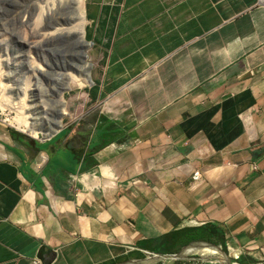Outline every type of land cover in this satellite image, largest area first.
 Wrapping results in <instances>:
<instances>
[{
  "label": "crops",
  "instance_id": "crops-1",
  "mask_svg": "<svg viewBox=\"0 0 264 264\" xmlns=\"http://www.w3.org/2000/svg\"><path fill=\"white\" fill-rule=\"evenodd\" d=\"M84 14L86 117L41 142L0 129V264L184 249L219 264L201 258L214 237L188 238L205 227L232 263L264 264V0H85Z\"/></svg>",
  "mask_w": 264,
  "mask_h": 264
},
{
  "label": "rangeland",
  "instance_id": "rangeland-1",
  "mask_svg": "<svg viewBox=\"0 0 264 264\" xmlns=\"http://www.w3.org/2000/svg\"><path fill=\"white\" fill-rule=\"evenodd\" d=\"M82 1L84 12L85 0ZM23 3L31 4V11L27 17L20 9ZM53 4H56L54 0H0V23L2 24L0 26V47H2L0 50V129L16 131L23 137L37 142L46 140L41 136L32 138L29 134L17 130L16 127L20 126L23 131L26 126L37 133H42L59 123V110L63 105L69 116L61 118L62 127L59 130L77 120L84 119L89 107L87 91L93 84L80 82L78 79L71 82L68 87L62 74L66 69L73 68L77 76L74 67L80 66L85 59L91 64L89 77L92 83L96 66L95 46L85 36V17L84 41L91 44L88 49H84V46H81L83 50L75 47L73 45L75 42L73 43L71 39L72 35L65 32L51 40L45 37L40 38L42 30L44 33L47 32L46 28L49 26L45 25L46 20L41 17L42 12L44 13ZM73 4L74 0L63 1L59 7L61 13L64 16L72 15ZM23 42L33 44H29V48H26ZM82 51L86 53L85 58L81 55ZM34 66L41 67L45 73L34 70ZM29 89H31L28 95L30 99H25L24 107L18 108V103L23 99L22 91ZM16 119L21 122L17 123ZM182 261L175 260L171 264H185ZM167 263L170 262L161 260L152 264Z\"/></svg>",
  "mask_w": 264,
  "mask_h": 264
},
{
  "label": "bare ground",
  "instance_id": "bare-ground-1",
  "mask_svg": "<svg viewBox=\"0 0 264 264\" xmlns=\"http://www.w3.org/2000/svg\"><path fill=\"white\" fill-rule=\"evenodd\" d=\"M63 1H65V0H54V2L56 4L51 5V7L48 10H46L44 13L42 12L41 17H43L44 20H46L45 25H49V26L46 28L48 30L47 32L44 33L42 30V33H40V38L43 39L45 37L47 40L48 39L51 40V39L55 38L57 35L65 32V33H69L70 35H72L71 39H72L73 43L75 42V44H73L75 47H80L82 49L81 46H84V49H88L89 47H91V44H87L84 41L83 26H84V17L85 16H84V12H83V1L82 0H74V4L72 6V15L69 14V16H64L63 13H61V11H60L59 7ZM32 5H34V4H32ZM14 8L16 9V5ZM20 9L22 11H24V16L27 17L29 12L31 11V4L23 3L22 6L20 5ZM50 20H52L53 22L50 23L49 22ZM1 25L2 24L0 23V26ZM42 28H45V27L42 26ZM22 40H24V39H22ZM29 44L31 45L33 43L23 42V46H25L26 48H29ZM1 48L2 47H0V50H1ZM81 55H83L85 58L86 53L83 52V53H81ZM90 69H91V64L89 62L85 61V59H84L80 66L74 67V70L76 71L77 76L74 74L73 68L66 69L64 74H62V76L64 77L63 80L66 82L68 87H69V84L71 82L77 81L78 79L80 80V82L92 84L90 81V77H89ZM34 70L39 71L42 74L45 73V71L39 66H37V67L34 66ZM30 91H31V89H29L27 91H22L21 94L23 96V99L20 100V102L18 103V108H23L25 105V102H26L25 99H30V96H28ZM60 108L61 109L59 110V112H60L59 113V123L58 124L56 123L57 125H55L54 127H49L47 130L43 131L42 133H37V131L28 129L26 126H24L23 131H21L20 126L16 127V129L20 130V132H24V133L29 134L33 138H37V137L41 136L43 139H48L54 133H56L57 130H59L62 127V123L60 122L61 118L64 116H69L65 110V105L61 106ZM42 110H44V109H42ZM42 113L45 114L44 111H42ZM15 121L17 123L21 122V120H17V119Z\"/></svg>",
  "mask_w": 264,
  "mask_h": 264
},
{
  "label": "water",
  "instance_id": "water-1",
  "mask_svg": "<svg viewBox=\"0 0 264 264\" xmlns=\"http://www.w3.org/2000/svg\"><path fill=\"white\" fill-rule=\"evenodd\" d=\"M211 250H213V252L215 253V255H209L205 258H203L202 255V259H207V258H211L214 259L217 263L219 264H234L231 263L229 258L227 257V255H225L218 247L216 246H212V245H208ZM43 249L41 248L39 251V255L38 258L41 260V262H43L44 257H43ZM188 257L187 251L182 250L179 251L178 253H174V254H158V255H153L152 257H148L145 260L142 261H137V262H133L132 264H152V263H156L157 261H161V260H166L170 263L167 264H171V262L175 261V260H183L186 259Z\"/></svg>",
  "mask_w": 264,
  "mask_h": 264
},
{
  "label": "trees",
  "instance_id": "trees-1",
  "mask_svg": "<svg viewBox=\"0 0 264 264\" xmlns=\"http://www.w3.org/2000/svg\"><path fill=\"white\" fill-rule=\"evenodd\" d=\"M199 237H203V238L207 237V239H209L210 237H214L215 242L213 244L215 246H220L221 250L225 252L224 244H223V234L220 229H217L215 227H205L202 230H194L192 232H189V237H188L189 240L196 239ZM182 262H184V260ZM230 262L232 263L233 261L230 260ZM184 263L188 264L187 262H184Z\"/></svg>",
  "mask_w": 264,
  "mask_h": 264
},
{
  "label": "built area",
  "instance_id": "built-area-1",
  "mask_svg": "<svg viewBox=\"0 0 264 264\" xmlns=\"http://www.w3.org/2000/svg\"><path fill=\"white\" fill-rule=\"evenodd\" d=\"M52 136H53V135H52ZM52 136H51V137H52ZM51 137H49V138L46 139V140H49ZM192 177H193L194 180L198 179V178H199V173H198V172L193 173V176H192Z\"/></svg>",
  "mask_w": 264,
  "mask_h": 264
}]
</instances>
